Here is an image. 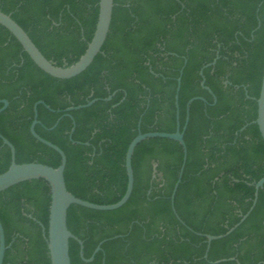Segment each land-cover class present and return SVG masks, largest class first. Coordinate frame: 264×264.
<instances>
[{
    "label": "trees",
    "instance_id": "trees-1",
    "mask_svg": "<svg viewBox=\"0 0 264 264\" xmlns=\"http://www.w3.org/2000/svg\"><path fill=\"white\" fill-rule=\"evenodd\" d=\"M98 3L0 0V11L47 60L63 67L85 53ZM263 70L264 0H114L101 52L68 80L41 71L0 25V100L9 103L0 113V134L14 146L17 164L57 168L59 154L30 133L33 107L43 101L54 112L37 106L35 132L64 152L67 190L90 203L112 205L123 197L125 155L139 131L174 133L177 111L182 131L187 102L205 100L192 102L184 131L187 158L174 197L179 219L171 194L182 147L144 140L133 153V190L122 207H69L67 228L82 241L83 257L103 242L86 263L71 239V264H264V187L253 206L255 184L264 177V141L254 123ZM200 72L215 99L201 86ZM10 158L0 140V174ZM155 163L161 179L152 178ZM49 207L50 190L40 179L0 193L3 264H51ZM206 235L224 236L207 245Z\"/></svg>",
    "mask_w": 264,
    "mask_h": 264
},
{
    "label": "water",
    "instance_id": "water-1",
    "mask_svg": "<svg viewBox=\"0 0 264 264\" xmlns=\"http://www.w3.org/2000/svg\"><path fill=\"white\" fill-rule=\"evenodd\" d=\"M98 7H99L98 19L93 37L91 41L88 43L85 53L79 58L77 62H75L70 66L59 67L56 66L51 61L47 60L43 56V54L39 51V49L35 46L32 40L29 38L27 33L10 17V15H7L1 11H0V25L4 27L17 40V42L21 45L23 52H25L29 56L32 62L41 71L51 76L52 78L59 80H68L80 75L92 64L95 57L101 52V49L107 39L110 30L111 20H112L114 0H99ZM181 74L182 71H180V75ZM200 76L202 77L201 86L203 87V89L208 91L215 99V96L213 95L212 91L205 86V79L203 77L202 72H200ZM180 82L181 79L179 77L177 79V88H176V96H175V104L177 109H178V92L180 89ZM110 98L111 96L106 98L105 100L106 101L110 100ZM196 100L205 101L201 97H194L187 102L186 123L182 131H180L179 121H178V111H177V129L174 133H164V132L141 133L140 131L138 132L137 136L129 144L125 155V170L127 176L126 191L123 197L117 203L112 205L93 204L88 201L75 197L67 190L64 179V171L66 167V156L64 152L57 146L41 138L35 132V126L40 123L37 118V106L44 105L46 109L50 110L51 112H54L43 101H38L33 107L34 119L30 125V133L36 141L51 148L52 150H54L56 153L59 154L60 165L57 168H52L50 166L40 163L17 164L15 161L14 146L0 134V140L2 141L3 145L9 148L11 155L10 166L8 170L0 174V193L4 192L5 190L15 185L32 180L40 179L48 184L50 190V207H49L46 242H47V248H48L51 264H71L70 256H69V241L71 239L75 240L80 245V257L86 263L91 262L95 254L101 250V245L103 242H101L98 245L93 255L89 259H85L83 257L82 241L79 240L77 237H75L67 228V211L71 205H76L94 211H112L122 207L130 198V195L133 190V182H134L133 169H132L133 153L136 146L144 140H148L152 138L168 139L179 143V145L182 147L183 161L178 173L177 182L175 183L171 194L172 211L179 219L174 208V197L178 189V186L181 182V178L187 158V150L183 139L184 131L186 129L187 121L189 118L190 105L192 104L193 101ZM96 101L97 99H94L89 101L85 105H81L77 107H69L65 109L64 112L67 113L72 110H78L81 108L88 107ZM0 103L3 105L0 108V113H2L8 107L9 103L6 100H0ZM256 104H257V118L254 121V123L257 125L260 135L264 141V70L261 80L260 93L258 99L256 100ZM63 116H68V115L65 114ZM61 118L57 120L53 128L57 126ZM73 131L74 128H72L71 134L73 133ZM263 187H264V177L255 184L256 192L253 201V206L256 203L258 190L262 189ZM252 208L250 209V211L252 210ZM250 211L246 215L242 216L240 223H242L247 218ZM239 224L231 228L227 234L232 232ZM223 236L224 235H220V236L206 235L207 245H209L214 240L221 239ZM6 248L7 247L5 245L4 230L0 223V264H3ZM221 261H217L215 262V264L220 263Z\"/></svg>",
    "mask_w": 264,
    "mask_h": 264
},
{
    "label": "flooded vegetation",
    "instance_id": "flooded-vegetation-1",
    "mask_svg": "<svg viewBox=\"0 0 264 264\" xmlns=\"http://www.w3.org/2000/svg\"><path fill=\"white\" fill-rule=\"evenodd\" d=\"M156 166H157V164L155 163L153 165V167H154L153 169L154 170H153V176H152V178L153 179H161L162 175L156 172V170H155Z\"/></svg>",
    "mask_w": 264,
    "mask_h": 264
}]
</instances>
